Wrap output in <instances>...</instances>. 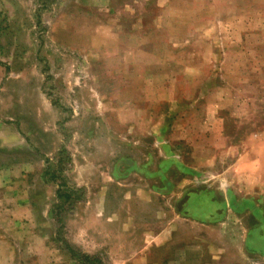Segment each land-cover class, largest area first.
<instances>
[{
    "label": "rangeland",
    "instance_id": "obj_1",
    "mask_svg": "<svg viewBox=\"0 0 264 264\" xmlns=\"http://www.w3.org/2000/svg\"><path fill=\"white\" fill-rule=\"evenodd\" d=\"M263 255L264 0H0V264Z\"/></svg>",
    "mask_w": 264,
    "mask_h": 264
},
{
    "label": "crops",
    "instance_id": "obj_2",
    "mask_svg": "<svg viewBox=\"0 0 264 264\" xmlns=\"http://www.w3.org/2000/svg\"><path fill=\"white\" fill-rule=\"evenodd\" d=\"M254 188H258V187H254ZM256 193L258 194V196L260 197V195H261V192L260 191H256ZM244 229H245V233L243 234V242H242V245H243V247L245 248V245H246V247H247V240H249V235H250V231H254L253 229H251V228H247V226L245 225V227H244ZM244 250V249H243ZM225 252V251H224ZM240 252H242L243 253V251L242 250H240ZM44 254V253H43ZM241 253H239V255H240ZM244 254V253H243ZM221 255V254H220ZM219 257H223L224 259H226V260H230V259H232L231 258V255L230 254H225L224 253V256H219ZM263 257H264V255H263ZM236 258V257H235ZM71 264H73V262H71Z\"/></svg>",
    "mask_w": 264,
    "mask_h": 264
},
{
    "label": "trees",
    "instance_id": "obj_3",
    "mask_svg": "<svg viewBox=\"0 0 264 264\" xmlns=\"http://www.w3.org/2000/svg\"><path fill=\"white\" fill-rule=\"evenodd\" d=\"M62 193V192H61ZM59 191V196L62 197V194L64 195L65 193L63 192L62 194ZM72 255L76 256V253H74L73 249H71ZM85 260L87 261H92L91 257L89 255H85Z\"/></svg>",
    "mask_w": 264,
    "mask_h": 264
}]
</instances>
